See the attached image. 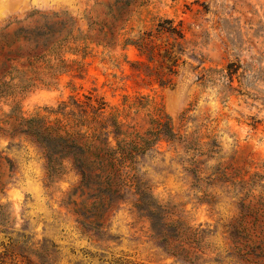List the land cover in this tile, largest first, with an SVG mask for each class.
Returning a JSON list of instances; mask_svg holds the SVG:
<instances>
[{"label": "rangeland", "instance_id": "rangeland-1", "mask_svg": "<svg viewBox=\"0 0 264 264\" xmlns=\"http://www.w3.org/2000/svg\"><path fill=\"white\" fill-rule=\"evenodd\" d=\"M108 118L191 261L130 200L83 229L70 161L48 178L32 131ZM0 264H264V0H0Z\"/></svg>", "mask_w": 264, "mask_h": 264}, {"label": "trees", "instance_id": "trees-1", "mask_svg": "<svg viewBox=\"0 0 264 264\" xmlns=\"http://www.w3.org/2000/svg\"><path fill=\"white\" fill-rule=\"evenodd\" d=\"M104 107V103L101 102L96 108V118L102 117ZM73 120L75 126L80 129L64 137L57 133L54 135L49 133L47 137H41L37 130H33L32 133L45 152L46 171L50 180L61 176L65 160L70 161L79 175V185L69 195L66 204L78 206L74 213L81 227L89 229V224H95L97 229L92 232L101 233L102 221L106 219L108 212L122 202L130 200L139 217L152 220L150 237L162 243L172 256L191 261L190 257L184 255L186 251L169 249L170 241L177 236L174 230L163 229L165 223H162L163 219L159 217L161 206L153 202L148 187L136 175L135 159L147 151L150 142L143 138L140 139V144L119 141L122 133L117 119ZM161 120L154 121L158 129L152 133L153 145L161 136L169 139L173 137L169 123H163ZM36 121L38 120L34 119L32 123L35 124ZM82 127L87 131L82 133ZM110 137L113 138L114 145ZM88 190L92 193L87 192ZM78 193L79 197L86 195L87 200H92L90 207L84 202L77 205L74 201H70V198ZM155 221H161L162 225L153 226Z\"/></svg>", "mask_w": 264, "mask_h": 264}]
</instances>
